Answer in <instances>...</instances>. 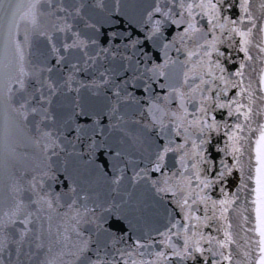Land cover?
<instances>
[{
  "label": "snow or ice",
  "instance_id": "obj_1",
  "mask_svg": "<svg viewBox=\"0 0 264 264\" xmlns=\"http://www.w3.org/2000/svg\"><path fill=\"white\" fill-rule=\"evenodd\" d=\"M0 264H264V0H0Z\"/></svg>",
  "mask_w": 264,
  "mask_h": 264
}]
</instances>
